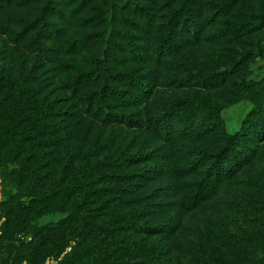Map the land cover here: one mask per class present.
<instances>
[{"label": "trees", "instance_id": "trees-1", "mask_svg": "<svg viewBox=\"0 0 264 264\" xmlns=\"http://www.w3.org/2000/svg\"><path fill=\"white\" fill-rule=\"evenodd\" d=\"M70 1L68 12L58 0H0V33L7 37L9 49L19 55L13 67H0V177L3 183L21 189V198L30 199L29 219L14 221L15 225L25 223L35 229L30 252L22 262L42 264L43 256L54 258L57 264H264V251L257 256L253 250L230 246L226 251L217 246L210 237L216 232L210 219L203 228L184 227V219L213 200L219 186L233 179L246 160L241 153L237 155L239 139L226 134L221 126L214 148L196 150V165L172 168L176 180L168 187L171 202L155 204V211H149L151 205L140 207L150 195L140 197L134 192L129 200V191L116 187L117 177L129 181V176H136L127 171L128 156H99V149L104 148L99 139L84 147L95 126L129 127V121H115L123 113L111 112L108 103L122 102L123 94L129 102V91H121L129 88V82L139 93L147 96L149 92L144 81L133 74L128 85L120 86L113 67L102 59L111 53L109 46L117 33L125 36L123 24L116 25V20H128L137 30L145 23L151 28L157 25L150 48L143 51L135 42L129 45L132 57L145 56L148 63H156L173 55L180 40L188 44L194 37L196 18L190 0H149L151 7L142 0H102L106 7L94 12L84 9L98 0ZM15 2L18 8L13 9ZM29 8L26 16L17 15ZM84 12L87 16L81 18L87 23H101L68 38L67 27H55L50 20L58 13L59 23H69ZM15 14L20 20L17 28L11 19ZM143 31L151 32L150 28ZM56 41L60 43L56 45ZM78 47L84 50L76 52ZM22 49L32 51L31 63L23 60ZM84 53L93 54L85 67L76 58ZM44 62L54 68L52 84L71 102L61 116L53 112L50 93L44 94ZM55 63L59 64L56 68ZM40 65L44 71L33 77ZM125 74L129 78V72ZM197 105L200 101L193 98L171 103L160 121H150L154 135L171 148L193 142V135L202 132L189 116ZM137 159L134 155L132 160ZM163 206L168 210L164 212ZM3 207L7 208L3 218L10 225L17 218L14 209ZM54 213L65 218L38 226V219Z\"/></svg>", "mask_w": 264, "mask_h": 264}, {"label": "rangeland", "instance_id": "rangeland-1", "mask_svg": "<svg viewBox=\"0 0 264 264\" xmlns=\"http://www.w3.org/2000/svg\"><path fill=\"white\" fill-rule=\"evenodd\" d=\"M58 1L65 9L72 3L70 0ZM142 3L146 7L152 6L149 0H142ZM16 6L17 2L13 3V9L18 8ZM105 7L102 0H98L85 7L84 11L94 12ZM190 7L196 18L194 37L188 44L180 40L181 45L173 55L156 63H148L145 56L142 59L132 57L129 45L135 42L143 51L150 48L157 25L151 28L145 23L141 30H137L128 20H116V25L123 24V28H120L125 36L117 33L109 46L111 53L104 55V51L102 59L113 67L120 86L128 85L126 81L133 74L144 81L149 92L147 96L139 93L138 88L129 82V88L121 89L129 91V102L125 94L122 95V102H108L111 112L123 113L115 121H129V127L121 124L113 128L95 126L84 147L87 142L99 139L104 147L99 149V156L115 153H118V157L128 156L127 171L129 175L136 176H129V181L117 177L116 187L129 191V200L133 199L131 193L134 192L140 197L150 195L151 198L142 202L140 207L151 205L149 211H155V204L167 205L171 202L168 187L176 180L172 168L190 163L196 165V150L200 147L208 150L214 148L218 141V125L221 126L226 134L239 139L237 155L241 153L246 160H242V167L233 179L219 186L213 200L184 219L187 222L184 227L203 228L205 221L210 219L216 231L211 232L210 237L217 246L226 251L231 250L230 246L235 250H253L259 256V252L264 251V0H190ZM31 10L17 12V15L26 16ZM84 14H79L69 23L67 20L66 23H59L60 20H56L61 17L58 13L52 14L50 20L56 24L55 27L65 25L68 38L76 31L85 33L101 23L95 24L94 20L87 23L81 18L87 16ZM17 15L11 18L14 28L18 27L20 21ZM148 28L151 32L147 35L143 29ZM5 40H8L7 37L0 33V67H13L19 55L9 49ZM55 43L57 45L60 41ZM81 50L84 48L78 47L76 52ZM21 52L23 60H30L28 62L31 63L32 51L22 49ZM84 55L76 58L78 65L85 67L90 64L93 54ZM54 57L51 56L56 59ZM42 65L46 67L45 75L41 78L45 83L44 94L50 93L53 112L61 116L71 102L52 84L55 75L52 64L45 66L44 62ZM42 65L35 67L33 77H40L44 71ZM57 65L55 63V68ZM29 68L30 65L26 71ZM57 70H60L59 67ZM126 72H129V78ZM188 98L200 101L189 116L192 115L190 121H196L194 125L202 132L193 135V142L179 143V146L171 148L154 135L150 121L156 124L167 113L171 103ZM59 118L54 121H59ZM134 155L139 159L132 160ZM21 193V189L3 183L0 177V264H26L22 258L30 252L29 244L35 229L29 224L17 226L14 223L29 219L30 199L21 198ZM9 197L13 199L10 205H6ZM3 206L13 208L17 217L10 225L3 218L7 211ZM167 210L163 206V211ZM64 218L62 213L48 214L38 219L37 224L45 227ZM42 257V264H57L52 257Z\"/></svg>", "mask_w": 264, "mask_h": 264}]
</instances>
